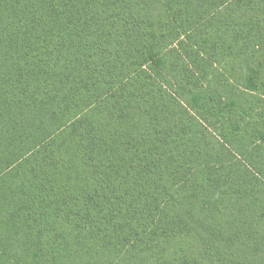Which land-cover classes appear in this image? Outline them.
I'll list each match as a JSON object with an SVG mask.
<instances>
[{
    "label": "trees",
    "instance_id": "1",
    "mask_svg": "<svg viewBox=\"0 0 264 264\" xmlns=\"http://www.w3.org/2000/svg\"><path fill=\"white\" fill-rule=\"evenodd\" d=\"M0 264H264V0H0Z\"/></svg>",
    "mask_w": 264,
    "mask_h": 264
}]
</instances>
